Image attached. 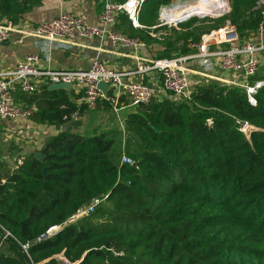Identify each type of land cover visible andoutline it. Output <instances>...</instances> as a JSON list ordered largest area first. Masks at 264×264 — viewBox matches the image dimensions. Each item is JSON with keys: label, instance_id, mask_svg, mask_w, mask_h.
I'll return each mask as SVG.
<instances>
[{"label": "trees", "instance_id": "1", "mask_svg": "<svg viewBox=\"0 0 264 264\" xmlns=\"http://www.w3.org/2000/svg\"><path fill=\"white\" fill-rule=\"evenodd\" d=\"M173 1L147 0L142 27L121 15L116 30L142 38L153 58L169 59L224 26L196 18L180 28L157 26L161 7ZM44 2L0 0V21L21 23ZM230 2L229 20L245 39L264 15L257 0ZM75 97L41 84L16 99L36 107L33 119L61 125L87 109ZM256 99L254 106L243 87L201 82L189 101L136 106L124 128L60 132L39 150L42 159L25 155L18 169L3 161L0 224L17 243L6 241L0 264H67L60 255L76 264H264V87ZM128 105L120 99L119 108ZM100 106L113 108L105 99ZM244 122L256 128L249 136L239 130ZM124 155L134 164L123 163ZM96 199L104 200L92 213L69 222Z\"/></svg>", "mask_w": 264, "mask_h": 264}, {"label": "built area", "instance_id": "2", "mask_svg": "<svg viewBox=\"0 0 264 264\" xmlns=\"http://www.w3.org/2000/svg\"><path fill=\"white\" fill-rule=\"evenodd\" d=\"M147 0H103V8L99 15V23L91 24L80 14L70 11H60L52 19L42 20L33 27H23L21 23H13L8 20L0 21V46L10 40L14 35L19 36L17 42L23 43L28 37L38 39L39 48L49 55L56 44L79 45L93 38L107 39L112 47L136 58V67L133 70H118L107 65L99 56L95 57L87 69H57L44 68L41 65V54L32 53L20 60L13 70H0V121L18 119H31L36 112L35 106H24L16 102L15 93L21 90L32 93L41 85L67 84L84 91L81 102L88 109L94 110L101 100L111 103L114 110H120V99H130L132 106L140 103L147 104L153 99L168 97L174 100L189 101L192 99L193 82L191 74L200 76L201 82L215 80L224 85H234L246 89L248 100L252 105H257L256 96L264 87V79L256 78L261 69L262 61L258 54L264 51V21H262L251 39L241 43L236 27L230 24L224 25L219 30L213 31L203 37L199 43H191L194 52L187 55H179L169 59H155L140 54L141 50L148 49V44L140 37H132L125 32L116 30L114 25L119 16L124 15L134 27H142L140 12ZM189 2L183 1L187 4ZM175 6L165 5L160 9L161 25H175L187 20L170 23L164 19L166 10ZM255 10H261L264 15V0H257ZM153 36H158L153 34ZM255 37V38H254ZM226 46V47H224ZM101 49V46H100ZM191 61L196 62L200 70L190 66ZM225 72H232V79L220 77L213 73L215 68ZM155 71L160 75L159 83H146L138 80L135 76ZM238 77H243L244 82ZM253 80L248 82L249 79ZM108 85L107 93L100 88V83ZM198 83V84H199ZM79 111L65 116L69 121L78 120ZM213 124V119H207ZM124 128V124L121 125ZM250 124L241 123L239 130L246 133ZM3 162L0 157V164ZM122 162L134 164L132 157L124 155ZM23 164V158L16 160V169ZM106 198V197H105ZM104 200V199H103ZM96 199L90 206L81 208L71 217L69 222L92 213L103 201ZM0 249L8 239L16 238L1 224ZM54 226L47 231L46 237L59 230ZM45 237V238H46ZM43 238V239H45ZM30 244H21L22 249L28 253ZM67 264V260L60 255Z\"/></svg>", "mask_w": 264, "mask_h": 264}, {"label": "crops", "instance_id": "3", "mask_svg": "<svg viewBox=\"0 0 264 264\" xmlns=\"http://www.w3.org/2000/svg\"><path fill=\"white\" fill-rule=\"evenodd\" d=\"M102 8L103 0H45L43 4L34 8L27 14L25 19L21 22V26L33 27L36 25V23L42 20L54 18L59 14L60 11L63 10L70 11L74 14L83 15L89 23L96 25L99 23V15L102 11ZM120 17L121 16H119L118 22L113 28L119 29L120 25H122L120 20H122L123 17H121V19ZM254 32H256V30L248 32L249 39H251L250 37ZM18 37L19 36L14 35L10 40L4 42L0 46V70H13L20 60L32 53L41 54V65L44 68L87 69L91 64V61L97 56H99L107 65L118 70H133L136 67V58L134 56H129L121 52L119 49L112 47L107 39L100 40L99 38H93L89 41L82 42L79 45L67 43L58 45L56 44V46L51 49L49 55H46L39 48V44L37 43L38 39L28 37L23 43H19L16 41ZM239 39L242 43V38L239 37ZM194 50L195 49L192 48L191 53H193ZM140 54L153 58V56H151L152 54L149 47L148 49L141 50ZM258 56L262 61L261 69L258 75L262 76L264 74V51L260 52ZM190 66L193 69L200 70V67L196 64V62L191 61ZM213 73L220 77H226L230 79H232V75H234V73L222 71L218 67L215 68ZM135 77L138 80L148 84L159 83L161 80L160 75L155 71H151L143 75L138 74ZM238 79L241 82L245 81L243 77H238ZM191 80L193 82L192 89L194 90L195 86L198 85V83L203 79L198 75L191 74ZM252 80L253 78L249 79L248 82H251ZM64 89L67 91H72L74 95H77L78 97H75L74 101L77 103V105H81L84 97L83 90L78 89L75 86H72L69 89ZM19 93H22V91L18 90L15 93V99ZM16 102L23 105V103L17 99ZM135 109L136 106L128 105L126 107H120V110L116 112L114 108L109 109L101 106L99 107L98 104V107L94 110L88 109L87 107V109H85V111L80 115L78 120L65 122L61 125L39 122L33 118L18 119L16 121H0V134L6 135L9 138H13L9 141V143L12 150L15 151V154L11 156H3L1 155L3 150H0V157H2L3 161H7L10 163V165L14 166V161L23 158V156L31 153H39V150L45 144L47 139L59 134L60 132L68 131L72 133L89 135L96 132H107L120 129L122 128L121 125L124 123L126 116ZM119 112L122 115L121 118L119 117ZM112 113L118 116V123H115L112 119L114 116ZM95 114H108V121L103 122L100 118L97 119L96 122L91 123L90 118ZM78 126L81 127V130H86V128H88V131L91 128L92 130L91 132H80L78 131ZM21 141L25 143L21 144ZM33 144H40L41 147L37 150L33 149Z\"/></svg>", "mask_w": 264, "mask_h": 264}, {"label": "rangeland", "instance_id": "4", "mask_svg": "<svg viewBox=\"0 0 264 264\" xmlns=\"http://www.w3.org/2000/svg\"><path fill=\"white\" fill-rule=\"evenodd\" d=\"M183 1H187V2H192V1H195V0H174L173 1V3L172 4H170L171 6H176V5H178V4H181V3H183ZM227 1V4H228V10H226V11H224L223 13H221V14H219V15H208V16H204V17H200V16H197V15H193V16H188V17H190V18H188V17H182V18H180V19H178V20H182V19H184V18H188L187 20H185V21H183V22H181V23H179L177 26H175V25H172V26H169V25H161V19H160V14H159V24L157 25V26H161V27H164V26H168V27H178L180 24L182 25V24H186V23H188L189 21H191L193 18H196V19H199V20H204V19H209V20H211V21H215V22H218V23H220L221 25L223 24V25H226L227 23L228 24H230V25H232L231 24V22H230V20H229V16H230V13H231V2H230V0H226ZM228 12V13H227ZM174 13V7L173 8H170L169 10H166L165 11V13L163 14V16L164 17H166L165 16V14H173ZM227 13V14H226ZM226 14V15H225ZM222 15H225V16H222ZM219 16H222V17H219ZM178 20H174V22L175 21H178ZM180 25V26H181ZM157 26H155V27H157ZM180 26H179V28H180ZM249 40V38L248 37H246L245 39H242V43H244V42H246V41H248ZM151 54H152V52H151ZM151 56H153V55H151ZM120 113V112H119ZM112 115H114L113 117H112V119L114 120V122L115 123H118L119 122V119H118V116L116 115V114H114V113H112ZM108 114L107 115H101V114H95V115H93L91 118H90V122L91 123H93V122H96L97 121V119H102V121L104 122V121H108ZM121 113L119 114V117L121 118ZM123 119V118H122ZM75 122V121H74ZM122 124V123H121ZM120 124V125H121ZM77 125H79V124H77ZM79 127V126H78ZM81 127H79V130L78 131H80V132H91V130H92V128L91 129H89V131H88V128H86V130H81L80 129ZM11 139H13V138H9V137H7L6 135H2V134H0V150H3V153L1 154V155H3V156H11V155H13V154H15V151H13L12 150V148H11V146H10V143H9V141L11 140ZM25 142H23V141H21V144H24ZM33 146V149H39L40 147H41V145L40 144H33L32 145ZM32 149V150H33ZM6 160V159H5ZM12 164V163H11ZM2 250H5L6 249V246L4 245V246H2V248H1Z\"/></svg>", "mask_w": 264, "mask_h": 264}, {"label": "bare ground", "instance_id": "5", "mask_svg": "<svg viewBox=\"0 0 264 264\" xmlns=\"http://www.w3.org/2000/svg\"><path fill=\"white\" fill-rule=\"evenodd\" d=\"M228 8L229 7L226 0H195L187 4L176 5L174 7L173 14H165L166 17H163L168 22L173 23L174 20L193 15H197L200 17L208 15H219L228 10Z\"/></svg>", "mask_w": 264, "mask_h": 264}, {"label": "water", "instance_id": "6", "mask_svg": "<svg viewBox=\"0 0 264 264\" xmlns=\"http://www.w3.org/2000/svg\"><path fill=\"white\" fill-rule=\"evenodd\" d=\"M100 88H102V90L104 91V93H107V89H108V85L106 83H100L99 84ZM71 86L70 85H67V84H52L50 85V88L51 89H56V88H66V89H69ZM145 104L144 103H140L138 106H144ZM256 128L254 126H249L247 131H246V134L249 136L250 132L255 130ZM36 157L39 158V159H42L43 158V155L41 153H37L36 154ZM3 231L1 228H0V232ZM46 235H43V237L37 239V241H40L42 240L43 238H45ZM12 242L14 243H17L15 241V239H10Z\"/></svg>", "mask_w": 264, "mask_h": 264}]
</instances>
